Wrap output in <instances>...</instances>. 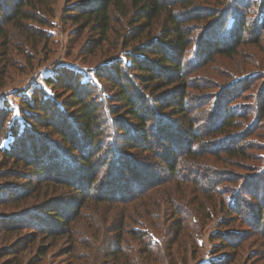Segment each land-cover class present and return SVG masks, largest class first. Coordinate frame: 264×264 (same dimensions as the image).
<instances>
[{
  "label": "trees",
  "instance_id": "trees-1",
  "mask_svg": "<svg viewBox=\"0 0 264 264\" xmlns=\"http://www.w3.org/2000/svg\"><path fill=\"white\" fill-rule=\"evenodd\" d=\"M56 2L0 0V57L8 61V68L18 67L10 55L21 47L14 35L33 51L54 43L48 30ZM198 3L206 8L198 11L203 8ZM62 19L90 33L79 51L88 63H97L94 59L104 48V54L120 52L95 64L96 81L82 80L83 74L66 68L46 77L53 94L36 86L31 96L23 95L22 121L11 123L12 110L0 108V264H41L59 239L69 247L61 256L77 259V226L81 222L98 226L94 213L105 222L109 218L97 208L120 203L131 214L138 206L145 207L143 202L131 204H137L148 184L171 181L169 203L176 218L168 246L180 244L188 227L182 217L185 209L172 198L184 194L177 186L184 181L194 185L199 213L213 217L224 210L228 215L210 237L218 241L213 254L229 253L202 264H239L238 250L255 236L263 240L264 261V146L256 143L258 137L264 138L260 130L264 97L254 113L236 107L241 90L226 95L229 89L214 85L216 92L206 102L189 92L200 89L211 95L208 89L213 85L194 75L198 69L218 58L239 57L243 45L261 47L264 0H66ZM21 52L34 61L29 50L21 47ZM247 81L243 87L253 84L254 78ZM104 86L109 93L103 92ZM5 140L7 145L2 144ZM148 156L164 165L165 177L154 179L149 169L153 165L142 161ZM236 158L248 161L251 170L259 166V159L263 162L258 173L247 175L248 187L241 192L231 185L241 182L244 173L224 169ZM140 161L144 168L134 169ZM133 170H141L142 178ZM147 177H153L152 182ZM251 220L256 229L248 237L243 230L226 229L234 222L249 225ZM141 228L127 232L140 241L142 255L156 264L150 254L158 236L146 229L149 233H141ZM124 230L122 225L115 230L122 239ZM40 238L42 244L27 257L25 252ZM122 250L113 244L110 264H118L117 257L125 260L117 258L120 264H133Z\"/></svg>",
  "mask_w": 264,
  "mask_h": 264
},
{
  "label": "rangeland",
  "instance_id": "rangeland-1",
  "mask_svg": "<svg viewBox=\"0 0 264 264\" xmlns=\"http://www.w3.org/2000/svg\"><path fill=\"white\" fill-rule=\"evenodd\" d=\"M65 2L66 0H57L54 5L55 16L52 20V26L48 30L53 37L54 43L50 42L46 46L43 44L39 49L33 51L19 35H14L15 37L13 36L12 39L18 46L22 47V51L23 49H27L30 51L31 55L35 57L33 62L30 63V61L22 57L20 54L22 53L21 47L13 48L10 53L12 59L18 63L17 68H8V61L3 60V58L0 57V108H7L6 112L7 110H12L11 116L13 117L11 119V123H14L17 120L22 121L19 112L21 98L23 95L28 97L31 96L32 91L36 86H41L48 94H53L52 87L46 84L45 79L46 77L54 74L56 70L66 68L68 71L73 73L83 74L84 77L82 80L96 81L97 78L93 73V69L96 67L95 64H104L111 56H118V53L120 52V49H118L116 52L113 51L104 54V48V50L98 54L99 56L94 59V61L98 60L97 63H94V61L92 62L94 64L88 63L87 58L84 57L85 54L79 55V51L91 35L87 30L85 32H81L79 30V26L73 24L71 21L62 19ZM202 6L203 8L198 11H203V9L206 8L204 4L198 3V8ZM259 45L261 47L256 44L243 45L239 49V52H241L239 57L234 59L228 57L218 58L211 61V63L203 67L202 70L198 69L195 72L194 75L204 78V80L209 82V86L213 85L212 89H208V92L211 95H208L205 90L200 89H191L189 92L196 98H205L206 100H204L206 102L210 97H212L213 93L216 92L214 90V85L221 86L224 89H229L227 90L226 95L230 92L235 94L241 90L240 93L236 94V96H238L236 107L241 106L243 111L252 110L251 112L256 113L257 110L255 111L254 109H256L261 99L264 97V30L263 37L260 39ZM110 48L113 50L115 47L112 45ZM253 78V84L243 87L244 83L245 85L248 84L247 80ZM106 88L107 86H104L103 92L107 94L109 93L110 88ZM203 92L206 93L205 96L202 95ZM197 102L199 103V100H197ZM195 105H197V103ZM197 108L198 107H195L194 111H197ZM200 114H203V112L201 111ZM175 118L181 120L177 116ZM258 123L260 122H256V125ZM260 126L262 127L260 130H264V121L261 122ZM171 131L173 132L174 130ZM261 134L264 137V133ZM158 137L159 136L155 133L153 139L156 140ZM263 140L264 138H257L256 143L258 142V144H260L258 145L259 147L264 146ZM7 143L8 140H5L2 144L7 145ZM225 143L226 142H222L221 144ZM182 144L183 143L181 142V146H178L179 149L182 148ZM257 151L258 149L253 152L249 151L248 153L252 154ZM1 158L2 155L0 153V163ZM146 160L153 165L149 166V169H151V171L155 174L153 175L154 179L158 176L162 177L166 174L164 165L159 163V160H154L149 156L147 159L142 158V161H144L145 164H147ZM231 162L234 165H229L224 169L232 170L237 175L238 173H244V178L241 182L231 185L235 189H238L239 187V192H241L244 188L247 189L248 187L245 183L247 175H255L258 173L260 169L259 166L263 164V162L259 159V166H256L253 168L254 170H251L252 168L247 166V164L249 165V162L244 159L241 160L236 158L232 159ZM139 163L140 164L137 163L134 166V169H140L141 167L144 168L141 161ZM243 165L246 166L243 167ZM133 171V175L135 177L142 178L141 170L140 172H137L138 170ZM188 175L190 174L188 173ZM153 177H147V182H152ZM253 179L258 180L255 176H253ZM173 183L174 181H171L169 184H167V182L162 184H148L147 189H145V191L141 193V196L138 198L139 200H137V204H131V206H136L143 202L145 207L138 206L137 209H133L130 212L131 214H128L125 210L126 207L124 208L125 205L120 203H114L112 205L106 204L102 209L97 208V212L99 211V213L109 216V218L105 222L101 219L102 217L100 218V214L93 212L97 219V224H99L98 226L95 225V227L92 228L84 222H81L77 226L78 233L75 234V246H78L76 247L78 251L76 253L77 259L66 260L67 257L61 256V254L64 251H67L69 247L66 245V241H64V239H59L57 244L52 246L48 255L41 264H73L74 262H76L75 264H110V248L113 244L118 245L121 250L123 249L122 253L125 254V256L130 259L133 264H153L149 259H147L146 255H142L140 241H138L131 233L127 232H131V229L135 227H142L141 230H139L141 233L151 232L159 237L155 236L159 240L154 239V242H157V247L154 252L151 251L150 254L154 259H156V261L158 260V263L156 264H202L208 262L209 260L216 259L217 256L220 257L228 254V250H223L220 253L213 254L214 246L218 241H212L210 237L212 234L219 231L221 220L228 216L227 213H225L224 210H217L213 217L205 216V213H199L198 207L195 203L196 199L194 200V196L196 195L194 185L189 183L186 184L184 181L181 185H177L178 187L182 186L184 194L179 193L176 195L177 197L173 195L172 198L177 200L179 208L185 209V211H182L184 214L182 217L185 223L187 221L188 227L185 230L186 235H181L183 236L180 242L181 247L179 241L175 242L178 245L170 243L168 246V238L171 239V234H173L175 230L173 228V222L176 218L173 215V210L169 203L171 201L169 200L170 194H173L171 188L174 186L172 185ZM253 187L254 186H252V188ZM261 187L263 186L261 185ZM258 189L259 186L257 190ZM185 196H187V198H185ZM199 199L201 202L205 201L202 195H199ZM156 201L160 203L159 207H156ZM146 203L150 206L146 207ZM124 216L126 220L122 221L123 219L121 218ZM92 218L94 219V217ZM254 222L255 221L251 220L249 225H247V223L245 225H240L238 222H234L226 229L229 231L243 230V232H246V236L248 237L251 234L250 231H252V229H256ZM121 225L125 227V233L127 232L123 236V239L121 238L122 235H117L115 231ZM222 228L224 229V227ZM146 237L148 239L147 235ZM41 239L42 238L36 241L35 244L30 247L31 249L25 252L26 256L28 255L27 257L34 255L36 247L42 244ZM262 241V239H259V237L256 236L252 238L248 237L244 246L238 250L237 255L240 259L239 264H264L260 255L263 250L261 248L263 243ZM145 243L149 246L148 242ZM162 245L166 247L165 251L163 248V250H159L158 247H162ZM64 247L66 250H63ZM117 258L115 260L118 264L122 262L125 263L123 258H118L123 260L122 262H120Z\"/></svg>",
  "mask_w": 264,
  "mask_h": 264
}]
</instances>
